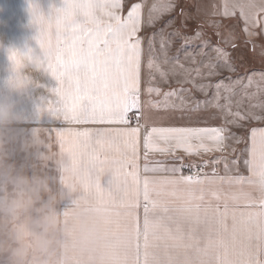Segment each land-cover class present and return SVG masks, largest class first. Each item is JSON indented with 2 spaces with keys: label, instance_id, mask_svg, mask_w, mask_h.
<instances>
[{
  "label": "snow or ice",
  "instance_id": "snow-or-ice-1",
  "mask_svg": "<svg viewBox=\"0 0 264 264\" xmlns=\"http://www.w3.org/2000/svg\"><path fill=\"white\" fill-rule=\"evenodd\" d=\"M124 7V0H61L59 6H54L45 14L38 5H31L33 23L39 27L37 40L41 51L39 53L29 51L25 55L29 58L33 55L39 56L46 65L47 71L58 81L55 91L61 98L58 104L50 108H55L63 121L76 124H127V114L132 110L141 111L143 107L140 100V72L142 60L145 59L147 67L150 70L154 69L164 82H168L170 76L181 75V72L177 71L180 69L184 74L183 82L192 83L198 91L207 94L209 89L215 88L214 95L205 104H212L217 108L227 107L230 114L237 118L234 123L254 117L253 113H248L246 116L239 111L231 113L233 103L231 93L235 85L242 83L243 78L231 83L220 80L214 85L196 84L194 79H189L193 72L199 78L218 76L220 75L218 69L221 67L235 71L230 53L218 46H212L211 41L204 38L200 27L191 34H186L184 31L189 27L187 22L195 19V15L199 13V5L182 6L181 0H159L148 7L146 22L144 19L146 5L131 4L126 16L122 15ZM186 7L194 8L195 13L191 10L185 11ZM239 7L242 15L245 7L264 12V0H259V4L251 3ZM177 9L183 20L181 26L174 32L165 36V29L161 28L152 35L146 32L145 35H140L142 29L155 27L165 13ZM224 14H228L227 10ZM174 22V20L166 21L165 27L172 26ZM53 32L55 43H53ZM157 36L160 38L159 49H157ZM197 41L200 51L195 55H207L206 50L210 46L217 54V63L211 60L207 63L201 62L203 68L208 69L207 73L202 72L200 67L186 68L180 63L179 56H168V51L174 44H182L184 46L182 50L187 52V47ZM12 59L16 61V69H19L20 63L15 53ZM192 59L195 63L194 56ZM169 64H171L170 68L165 67ZM254 76L264 80V73H252L248 76V84L245 87L252 84ZM146 91L149 94L159 95L161 89L149 86ZM179 91L183 92L187 89ZM222 91L229 95L222 96ZM176 95L178 93L175 90L164 93L166 107L169 106L168 100ZM222 99L226 101L223 105L220 103ZM144 103L149 111H141V115L148 120L153 116L151 109L159 107L160 102L149 100ZM183 103L181 98V104ZM240 103L242 101L237 102ZM171 107L176 106L171 105ZM158 131L179 141V146L187 143L192 137L202 138L209 133L218 142L224 139L221 135L224 129L219 128L152 129L153 133ZM257 132H259L258 141ZM136 133L137 129H132L128 133H116L115 136L108 132L97 131L94 135L98 138L100 147L90 152L85 151L90 147L88 141L82 142L80 139L87 138L88 132L67 130L69 139L65 140V131L61 130L57 136L60 147L65 148L67 144V149L74 155L84 176L95 181L98 189L100 176L110 170L111 192L122 199V170L129 162L127 148L131 147L135 151ZM124 135L130 138L127 142H121L119 139ZM186 150L192 151V148ZM210 150L205 147V151ZM252 156L253 175L255 176L258 169V180L251 181L250 190L245 191L244 181L237 178L241 186L235 192H228L223 196L217 192L212 193L216 203L205 200L204 194L195 195L192 191L191 175L185 178L187 186L177 179L153 181L150 188V182L145 179L144 200L151 204V207L146 205L144 208L145 228L152 235L158 236L162 233L165 241L187 249L182 264H264V129L253 130ZM216 163L219 164V160ZM145 171H148L147 167ZM195 183L199 185L202 182L197 180ZM164 185L174 187L170 191ZM198 191L204 193L206 190L199 188ZM255 191L260 193L258 197L253 195ZM241 202L246 204L243 210L238 207ZM149 213L153 214L151 219ZM238 237L242 238L239 242Z\"/></svg>",
  "mask_w": 264,
  "mask_h": 264
},
{
  "label": "crops",
  "instance_id": "crops-1",
  "mask_svg": "<svg viewBox=\"0 0 264 264\" xmlns=\"http://www.w3.org/2000/svg\"><path fill=\"white\" fill-rule=\"evenodd\" d=\"M128 1H131L130 4H127ZM189 6L193 4L199 5V13L196 14V17H201L202 20L210 21H226L231 22V26L239 29L244 37L249 40H257L261 38L264 42V12H258L255 8L245 7L244 15L241 14L240 5H249L251 3L259 4V0H184ZM141 3L146 5L144 8V19L147 21L146 17V8L147 4L145 0H124V10L122 15H127L131 4ZM190 10V7L185 8V10ZM227 10L228 14L225 15ZM191 11L195 13V9L191 8ZM234 13V14H233ZM245 16L247 19H245ZM161 28L166 31H171V29H177V25L170 27H165L162 25ZM158 25H155L153 28L142 29L140 35H145V32L148 35V30H156L157 32L161 29ZM253 33V35H249ZM208 39V38H207ZM53 40H55V34L53 32ZM157 40V49H159V39ZM209 40V39H208ZM183 45L180 43L174 44L173 47L168 51L169 57L179 56L180 63L184 64L186 68L195 69L200 67L202 72L207 73L208 69L203 68V63H207L211 60L213 63H217V55L210 54V47L207 49V55H195L200 51L199 41L195 44L187 47V52L183 49ZM159 54V53H157ZM195 58V63H193L192 57ZM165 67L170 68L171 64L166 65ZM220 75L213 76L210 78H199L196 77L195 72L192 73V76L189 79H194L196 84H216L220 80H224L227 83L226 68L221 67L218 69ZM181 72L179 76H170L168 82L161 80L159 74L154 70H150L147 67L146 59L142 60L141 72H140V89L141 96L140 100L143 105L142 112H148L149 109L144 103L146 101H155L160 102L159 107L152 108L151 112L153 116L151 119L146 120L141 111L136 112L137 120L136 125H131L129 121L127 124L123 123H87V124H76L68 123L63 121L60 113L55 108H50L58 104L60 97L59 93H56V88L58 87V81L53 77L52 81V92L49 90L47 93L48 96V118L43 117L41 122V158L36 159L34 156L27 161L25 164L31 170L32 166H35L37 169L42 170L49 176L53 177L54 180L58 179L60 176V170L57 165V158L62 157L63 162L66 165L68 179L74 182L79 183L86 189L95 190L100 194L104 200L110 205L111 208H134L138 209L145 207L146 205L151 207L150 202L144 200V181L147 176L145 171V165L147 160H152L155 163L162 164L166 169H168L172 163L179 162L181 170L176 173L171 172H160L157 171L149 172V175L154 176V180L160 181H171V180H181L187 186L185 178L189 175L192 177L198 176L192 175L189 173L192 169H197L198 167H188V162L193 161L194 159H201L202 167L201 169L207 168L203 174L200 176V188L205 189L204 193L205 200L213 201L214 197L212 193L217 192L221 196L228 192H235L241 185L237 178H240L244 181V190H250V182L253 180H258L259 170L256 169L255 176L253 175V165H252V138L253 130L264 129V80H261L259 76L253 77V82L247 89H241L239 87H234L232 94L239 96V101H242L240 104L231 105V112L239 111L242 115L248 110L249 113H253L254 117L249 118V120H243L244 128L250 124L249 137L245 142H241L238 139V135H233L231 128L235 127L238 124L226 122V112L227 107L217 108L212 104H205L206 101L210 100L215 93V88L209 89L207 94L204 92L198 91L192 83H184V74L182 70L177 69ZM252 73H264L263 67L254 68L248 71L247 73H242L236 70L233 76H236L237 79L243 78L246 76L252 75ZM244 76V77H243ZM154 77V79L152 78ZM236 79L233 78L232 81ZM231 83V81L229 82ZM151 86L154 88H160L161 92L159 95L152 93L149 94L146 90ZM240 86V84H237ZM180 89H187V91H179ZM177 91L178 95L171 97L168 100V105L165 106V97L164 93L169 91ZM229 93L222 91V96H227ZM249 97H251L249 99ZM181 98L184 103L181 104ZM46 102V100H44ZM220 103L223 105L226 103L225 100H221ZM45 104V103H44ZM175 105L176 107H171ZM43 108H46V105H42ZM129 114V113H128ZM127 114V120H128ZM235 117V116H234ZM255 117H262L261 119H256ZM133 120V119H132ZM234 120H237L235 117ZM153 128L157 129H170V128H188V129H224L221 135L224 137L222 142H218L217 139L210 133L204 135L202 138L192 137L188 140L187 143L179 146L180 142L176 139L168 136L167 134H161L159 131L156 133L152 132ZM132 129H137L135 136V151L131 147L127 148V160L129 161L122 170V184H121V196L120 199L118 196L112 194L111 192V181L112 173L110 170L105 171L99 180L100 188L98 189L95 181L88 179L84 176L81 167L77 164V161L74 155L67 149V144L65 148L60 147V140L57 136V133L61 130L65 131V140L69 139L67 136V130H72L73 132H88L89 136L87 138L81 137V141L87 140L90 147L86 148L85 151H92L93 149H99L100 145L98 144V138L94 135L97 131H104L111 133L115 136L116 133H128ZM121 142H127L130 138L126 135L119 137ZM256 139L259 140V132L256 133ZM203 145L204 147H202ZM245 145V146H244ZM244 146V148H243ZM106 147V146H105ZM189 147L192 148V151H188ZM205 147L211 149L210 151H205ZM246 149V154L248 155L247 165L249 167L246 170V174H243L242 171L231 170L226 172L225 167L226 159L233 161L237 156L234 154L235 151L241 152ZM234 151V152H233ZM103 155V154H102ZM229 157L227 158V156ZM51 157L46 162L44 157ZM257 159L259 154L257 153ZM219 160V164L216 161ZM186 172V174H184ZM245 175H249V179H245ZM212 181V183H208ZM230 181H235V183H230ZM170 191L174 186L164 185ZM55 187V184H54ZM149 187H152L150 183ZM193 191V186H192ZM255 196H259L260 193L255 191L253 193ZM222 203V201H221ZM240 208H245V202H241L238 206ZM222 210V208H221ZM139 241H145V233H135ZM140 245V244H139ZM144 250V249H143ZM132 252H127L126 248L114 247V256L120 255H144L145 251H140L136 248H131ZM166 255H176V252L171 251L167 253H158ZM114 264H124L123 260L114 262Z\"/></svg>",
  "mask_w": 264,
  "mask_h": 264
},
{
  "label": "rangeland",
  "instance_id": "rangeland-1",
  "mask_svg": "<svg viewBox=\"0 0 264 264\" xmlns=\"http://www.w3.org/2000/svg\"><path fill=\"white\" fill-rule=\"evenodd\" d=\"M60 2L61 0H0V97L10 100L14 104L15 112L18 114V122L3 132H0V136L3 137L6 150L11 154V160L17 165L22 163L26 164L33 156L39 160L41 158V122L43 117L48 118L49 115L47 93L49 90L52 92L51 83L54 80V76L47 71L46 65L41 61L39 56L33 55L31 58L25 57L19 60L20 68L16 69L10 61L8 53L12 49L19 50L22 53H28L29 51L39 53L41 51L37 40L39 27L33 23L31 5H38L41 11L47 14L54 6H59ZM145 2L147 4V17L148 7L153 3L159 2V0H145ZM130 3L131 1H128L127 4ZM184 4L187 3L181 0V5L183 6ZM185 11H189V9ZM169 20L175 21L172 26L177 25V28L181 26L183 17L180 16L179 9L174 12L165 13L156 25L161 28ZM187 23L189 27L184 30L186 34H191L197 27H200L204 33V38H208L212 46H218L230 53V60L235 71L238 70L242 73H247L251 69H260V67H263L264 70V42L260 37L257 40H249L244 37L239 29L231 26V22L226 21L210 20L208 22L206 19L202 20L201 17L195 16V19L189 20ZM175 30L171 29L170 32L166 31L165 36ZM148 31L151 35L157 32L156 30ZM156 39H160L159 36ZM53 43H55V40H53ZM210 54L217 55L216 52L211 50V46ZM235 71H229L226 68L225 74L227 78H231L230 80H226L227 83L232 82L233 78L237 80V77L232 74ZM15 77L16 83L20 87L12 85L11 81ZM247 78L248 76L240 83V86L235 85L234 87L247 89L248 87H245L248 84ZM231 98L233 101L232 105L237 104L239 101V96H236L234 93ZM42 105L43 107L46 105L43 111ZM248 113L249 111L247 110L243 115L246 116ZM134 118L136 119L137 116L135 110H132L128 114V121L131 125H136L138 122ZM234 118L227 108L226 122L231 124ZM243 120H249V118L238 120L234 123L238 125L230 130L233 133L231 136L238 135L239 141L247 144L246 141L249 137L250 124L244 128ZM246 152V149L241 152L235 151L234 154L237 157L233 161L226 159L225 167L222 170L225 169L226 172L237 170L246 174V170L249 167L247 165L248 155ZM146 163L145 168L147 167L148 169L146 171V179L150 183L153 181L158 182L159 179L154 180V176L149 175V172H171L174 174L182 171L179 162L172 163L168 169L162 164L155 163L150 159ZM188 167L199 168L198 176L193 177L192 182L193 192L196 196H199L200 191L198 189L200 188V184L197 185L195 182L197 180L200 181L201 174L207 168H204V170L201 169L202 161L200 158L188 162ZM173 169H176V171H173ZM244 178L249 179L250 176L245 175ZM147 203L149 202L147 201ZM144 208H111L116 223L114 247L126 248L128 253L132 252L131 248L145 251L144 255L130 254L114 256V262L123 260L124 264H182L188 250L165 241L164 234L162 233L158 236L152 235L144 225ZM243 209L240 208V210ZM152 217L153 214L149 213V218L151 219ZM139 232L145 233V241H139L137 239L135 233ZM237 239L239 242L242 238L238 237ZM171 251L176 252V255L158 254Z\"/></svg>",
  "mask_w": 264,
  "mask_h": 264
},
{
  "label": "clouds",
  "instance_id": "clouds-1",
  "mask_svg": "<svg viewBox=\"0 0 264 264\" xmlns=\"http://www.w3.org/2000/svg\"><path fill=\"white\" fill-rule=\"evenodd\" d=\"M13 53L18 60L26 55L9 51L16 68ZM16 77L11 83L20 87ZM17 117L14 104L0 97V132ZM57 165L55 180L35 166L17 165L0 136V264H114L110 205L97 191L69 180L62 157Z\"/></svg>",
  "mask_w": 264,
  "mask_h": 264
},
{
  "label": "built area",
  "instance_id": "built-area-1",
  "mask_svg": "<svg viewBox=\"0 0 264 264\" xmlns=\"http://www.w3.org/2000/svg\"><path fill=\"white\" fill-rule=\"evenodd\" d=\"M198 172L199 171L197 169H192V170L189 171V173L192 174V175H196V174H198Z\"/></svg>",
  "mask_w": 264,
  "mask_h": 264
}]
</instances>
